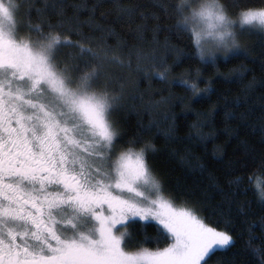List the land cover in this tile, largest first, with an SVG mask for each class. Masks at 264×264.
<instances>
[{"label": "snow or ice", "instance_id": "obj_1", "mask_svg": "<svg viewBox=\"0 0 264 264\" xmlns=\"http://www.w3.org/2000/svg\"><path fill=\"white\" fill-rule=\"evenodd\" d=\"M114 7L118 22L140 20L138 41L148 38L149 20L155 24L151 39L167 24L170 35L190 41L191 54L169 45L167 38L165 43L173 66L191 58L200 62L195 79L189 70L169 80L171 67L157 76L169 88L191 91L197 103L209 98L213 83L206 81L208 87L198 90L203 69L216 68L219 56L227 62L250 57L252 49L242 37L256 36L264 47V0H155L151 15L142 5L123 0H115ZM85 12L91 14L81 20ZM94 12L87 0L71 5L65 0H0V264H212L235 245L227 230L233 221L219 207L205 216L203 206L187 200L178 204L166 190L151 162L159 149L145 139L159 127L157 122L129 135L116 119L125 107V84L109 67L124 66L125 59L103 37L92 45L91 33L100 31ZM132 55L138 64L157 62L155 55L134 47L129 67ZM247 72L241 66L223 77L240 87L231 101L224 98V123L238 122L236 129L225 130L230 138L257 106L264 137V78L249 80ZM257 92L259 105L252 99ZM176 103H183V97H176L170 109ZM216 114L213 108L193 126L199 142L215 139ZM174 135L173 116L165 138L171 141ZM245 153L255 169L247 183L264 206V152L257 157L245 147ZM180 159L193 172L206 171L187 156ZM244 183L243 176H236L227 191L220 190L226 203ZM212 215L224 217L225 230L209 222ZM149 229L154 235L148 236ZM260 229L264 237V217ZM247 232L250 264H264V238L256 242L252 225ZM136 235L144 236L139 245L133 243ZM146 242L155 250L144 247Z\"/></svg>", "mask_w": 264, "mask_h": 264}, {"label": "trees", "instance_id": "obj_2", "mask_svg": "<svg viewBox=\"0 0 264 264\" xmlns=\"http://www.w3.org/2000/svg\"><path fill=\"white\" fill-rule=\"evenodd\" d=\"M65 2L69 5L83 4L85 0H65ZM250 2H255V0H250ZM114 3L115 0H87L90 9L95 5L94 25H98L100 28V31L91 33L94 37L92 45H99L100 39L103 37L107 40V45L116 49L118 54L125 59L124 66L111 65L109 67L114 78H120L125 84V107L118 113L116 119L122 128L128 131L129 135L135 133L142 126L148 127L153 122L159 124L158 128H152L151 137H145V139H152L159 149L157 154L152 157L151 162L160 174L166 190L177 197L178 204L187 200L197 207L203 206V215L205 216H209L213 208L219 207L233 221L231 225L227 226V230L233 235L235 245L224 255L214 257L212 264H250L253 258L246 251L247 228L249 225L253 226V235L257 243L264 238L260 229V221L264 217V206L256 198L252 186L247 183L248 176L255 169L251 166V158L245 153V147L257 157L264 152V137H262L259 128L260 109L257 106L256 112L248 123L241 124L238 131L230 138L225 130L236 129L238 122L224 123V98L227 97L231 101L240 93V87L236 84L225 83L223 77L233 69L239 70L241 66H244L248 69L249 80L253 76L257 80L264 78V70H262L264 47H262L261 41L256 36H245L242 43L252 49L250 57L235 58L230 62L218 57L216 68L203 69V75L197 82L198 90L208 87L206 81L212 80L213 83L209 98L197 103L192 100L193 93L191 91L185 90L183 87L169 88L167 82H161L157 76V73L171 67V71L168 73L169 80L186 75L189 70L193 73L191 79H195V71L200 66V62L191 58L179 66H173L174 56L168 51L165 43L167 38L169 45L184 48L191 54L190 41L177 39L174 35H170L166 30L167 24L161 25V28L165 30L158 34L156 40L151 39V29L155 26L151 20L148 21L150 29L146 34L148 38L138 41L136 28L140 20L136 19L131 23L118 22ZM123 3L125 5H142V10L148 12L149 15L156 11L152 7L155 0H123ZM90 14L82 13L81 20H86ZM109 30L114 31L116 35L108 36ZM84 32L88 34L90 29L85 27ZM134 47L142 48L149 56L155 55L157 62L152 64L148 61H141L138 64L135 55H132L131 67H129L127 60ZM163 60H166V63L162 64ZM137 80H139V87L135 88L134 83ZM244 83H247V80ZM115 87L119 89V84H116ZM259 96L260 93L257 92L252 97L257 105H259ZM176 97H183V103H176L174 109H170V104L175 101ZM213 108L217 110L214 129H212L216 133L215 139L206 144L201 143L198 141V133L193 126ZM173 116L175 117V135L169 141L165 138V133L171 125ZM204 131L206 133L209 129L206 128ZM181 156L189 157L194 167L199 164L204 165L206 171L203 175L198 171L193 172L185 163L181 162ZM244 161L249 162L247 169L244 168ZM236 176H243L245 183L241 185L234 197H229L231 200L229 205L220 195V190L227 191L228 182ZM212 181H215V187ZM209 222L218 229L225 230L224 217L212 215ZM152 235L154 233L149 229L148 236ZM143 240V235H136L133 243L139 245ZM143 246L150 250L156 248V245L151 242H146ZM164 246L166 245L163 243L160 245V247Z\"/></svg>", "mask_w": 264, "mask_h": 264}, {"label": "rangeland", "instance_id": "obj_3", "mask_svg": "<svg viewBox=\"0 0 264 264\" xmlns=\"http://www.w3.org/2000/svg\"><path fill=\"white\" fill-rule=\"evenodd\" d=\"M242 39H243V37H242ZM220 58H224L223 56H219Z\"/></svg>", "mask_w": 264, "mask_h": 264}]
</instances>
